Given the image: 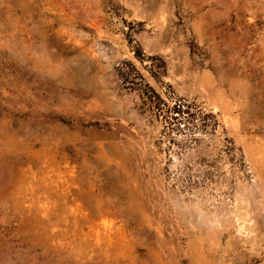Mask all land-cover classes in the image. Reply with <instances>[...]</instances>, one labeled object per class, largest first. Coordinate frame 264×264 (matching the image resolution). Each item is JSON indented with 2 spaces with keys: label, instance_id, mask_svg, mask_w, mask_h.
I'll return each mask as SVG.
<instances>
[{
  "label": "rangeland",
  "instance_id": "374dc122",
  "mask_svg": "<svg viewBox=\"0 0 264 264\" xmlns=\"http://www.w3.org/2000/svg\"><path fill=\"white\" fill-rule=\"evenodd\" d=\"M0 264H264V0H0Z\"/></svg>",
  "mask_w": 264,
  "mask_h": 264
}]
</instances>
